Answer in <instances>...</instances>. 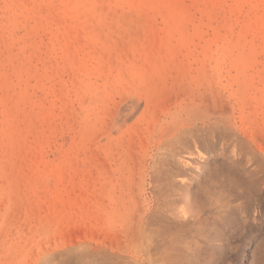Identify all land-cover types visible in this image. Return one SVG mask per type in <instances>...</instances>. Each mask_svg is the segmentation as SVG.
<instances>
[{
    "label": "rangeland",
    "instance_id": "374dc122",
    "mask_svg": "<svg viewBox=\"0 0 264 264\" xmlns=\"http://www.w3.org/2000/svg\"><path fill=\"white\" fill-rule=\"evenodd\" d=\"M194 108L231 129L161 156L169 184L207 257L264 264V0H0V264H128L117 200Z\"/></svg>",
    "mask_w": 264,
    "mask_h": 264
},
{
    "label": "bare ground",
    "instance_id": "6f19581e",
    "mask_svg": "<svg viewBox=\"0 0 264 264\" xmlns=\"http://www.w3.org/2000/svg\"><path fill=\"white\" fill-rule=\"evenodd\" d=\"M182 111L174 110L167 119L162 120L163 123L160 125V138L157 141L158 150H161L159 158L154 161L151 173L145 170L142 173L143 177L150 179L149 183L152 186L150 196L145 195L146 183H143L135 189L127 190L117 200L120 205L114 211L117 213L120 206L124 207L117 216L126 235L121 236L119 233L122 231H117L118 234L108 236L107 239L111 245H116L118 248L123 249L126 248L125 246L130 248L133 256L130 254L132 257H127L128 264H218L216 257H207L211 250L208 249V237L205 230L206 217L200 208L194 206L196 200L189 203L183 197L184 194L182 195L169 184L171 176L167 170H163L164 162L161 156L169 153L185 137L198 140L201 135V132L197 134L199 131L214 132L215 128L221 124L231 129V123L226 125L221 122L217 114L215 115L218 117L215 116L216 118L211 120L213 117L209 113L211 110L207 112L194 108L191 111ZM101 225L107 226L104 223ZM48 251H42L38 257L41 259L54 257V254ZM101 252L107 259L118 257L108 251L101 250Z\"/></svg>",
    "mask_w": 264,
    "mask_h": 264
}]
</instances>
